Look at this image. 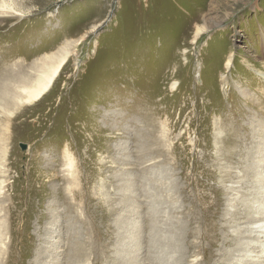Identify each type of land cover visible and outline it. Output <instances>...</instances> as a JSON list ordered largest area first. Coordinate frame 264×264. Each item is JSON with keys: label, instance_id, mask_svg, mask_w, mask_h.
I'll list each match as a JSON object with an SVG mask.
<instances>
[{"label": "rangeland", "instance_id": "374dc122", "mask_svg": "<svg viewBox=\"0 0 264 264\" xmlns=\"http://www.w3.org/2000/svg\"><path fill=\"white\" fill-rule=\"evenodd\" d=\"M6 3L0 71L68 60L0 114V264H234L264 153V0Z\"/></svg>", "mask_w": 264, "mask_h": 264}, {"label": "bare ground", "instance_id": "6f19581e", "mask_svg": "<svg viewBox=\"0 0 264 264\" xmlns=\"http://www.w3.org/2000/svg\"><path fill=\"white\" fill-rule=\"evenodd\" d=\"M8 7L6 0L0 1V10L8 11ZM204 30L205 29L200 32ZM198 35L197 33L195 38H197ZM67 60L68 54H64L56 61L52 57H46L42 63H34L33 72L28 74L22 71L23 67H19L17 73L10 75V70L7 69L8 67H4L3 70L0 71V114H11L13 112L12 110H15L19 105L40 99L50 89ZM0 133L4 134L5 132H1L0 130ZM260 148L254 150L252 157L253 163L255 161L257 163L254 171H252V176L256 178L254 191L245 194L242 200V205L246 208L245 211L248 215L246 213L245 219H242L241 222L236 223V225L234 224L236 228L233 231H237L236 236L238 241L240 240L237 248L234 249V251L237 252L235 253L233 251L231 254L233 257L231 258L230 256L231 262L232 259L235 260L233 262L234 264H264V153H261ZM68 159L69 166L73 168V159L71 160L70 156H68ZM235 199H237V196L232 197L230 200L232 201ZM212 210L210 206L203 209V215L198 217L199 220L207 218ZM201 226L202 225H200V228ZM184 228L189 229L187 227ZM206 229L207 227L204 225V237H206L207 234ZM208 231H210V229ZM200 232L202 233L201 235H203V230L200 229ZM187 233L188 235L193 234L190 231ZM214 234L212 236H214V238L216 237L217 240V236ZM210 240L211 239H209V241ZM194 244L195 243H193V245ZM198 256L199 255H195L194 259H198Z\"/></svg>", "mask_w": 264, "mask_h": 264}]
</instances>
